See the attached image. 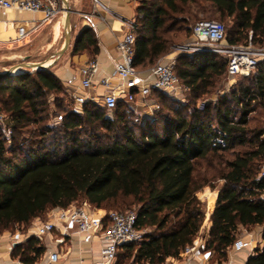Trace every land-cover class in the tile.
Returning a JSON list of instances; mask_svg holds the SVG:
<instances>
[{
    "label": "trees",
    "instance_id": "1",
    "mask_svg": "<svg viewBox=\"0 0 264 264\" xmlns=\"http://www.w3.org/2000/svg\"><path fill=\"white\" fill-rule=\"evenodd\" d=\"M189 6L228 21L229 45L247 44L249 33L252 44L262 45L264 0H142L134 22L136 70L153 67L167 54L171 43L164 36L173 29L172 15ZM84 51L98 52L90 30L75 43L74 54ZM215 57L202 52L176 58L179 84L196 97L206 94L227 72V60ZM240 78L228 94L201 110L171 108L153 90L166 114L143 125L127 121L130 104L120 101L110 113L92 103L73 106L58 126L43 122L46 95L65 94L50 69L0 78V106L10 131L7 140L0 126V233L24 230L52 210L82 203L105 211V225L109 210L135 207V227L152 232L140 243L121 246L115 264H165L192 246L204 221L197 194L216 189L213 181H220L205 251L224 261L240 228L262 227L264 241V173L259 174L264 128L251 125L252 115L264 110V59ZM98 129L107 134L100 136ZM239 147L244 150L236 151ZM224 153L231 159H223ZM212 157L221 165L210 182L198 169ZM44 251L40 240L30 237L12 248L11 257L34 264ZM247 264H264V248L255 250Z\"/></svg>",
    "mask_w": 264,
    "mask_h": 264
},
{
    "label": "crops",
    "instance_id": "2",
    "mask_svg": "<svg viewBox=\"0 0 264 264\" xmlns=\"http://www.w3.org/2000/svg\"><path fill=\"white\" fill-rule=\"evenodd\" d=\"M141 1L84 0L83 3L79 0L76 2L75 0L69 1L71 44L64 54V59L52 69L50 68V73L61 82L65 93L69 95L71 90L78 86V70L90 60L95 59L98 63L97 80L113 74L114 64L119 60L116 49L118 41L129 29V25L135 22ZM42 18L41 13L0 10V47L14 43L12 41L17 36L18 28L24 29L28 35V42L33 33L42 31L49 26L50 36L45 53L48 54V58H51L61 46L63 13L49 23H41ZM85 30H90L97 41L98 52L94 56L88 51L74 54L75 43ZM167 59L166 56H163L160 60ZM89 92L95 96H101L103 89L95 86ZM218 190L219 188L214 190L205 188L198 195L201 197L198 198V201L200 203L199 208L204 214V221L199 234L193 241L191 255L169 258L165 264H247L248 258L254 254L255 250L264 248V241L261 237L262 227L256 226L250 230L240 228L236 239L238 244L227 249L226 258L220 263L213 259L211 252L205 251V241L210 227L209 218L215 207ZM94 211L99 216L104 215L102 210ZM48 214L45 215V220L36 219L24 230L22 227H18L14 231L0 233V264H21L18 259L11 257L14 244L23 243L28 238L34 237L32 233L36 224L47 221L49 219ZM37 238L45 251L34 264H98L100 260L102 242L99 233L94 235L78 234L72 228L68 235L53 231ZM55 252L59 255L58 261L50 263L49 256ZM120 252L122 249L119 250Z\"/></svg>",
    "mask_w": 264,
    "mask_h": 264
},
{
    "label": "built area",
    "instance_id": "3",
    "mask_svg": "<svg viewBox=\"0 0 264 264\" xmlns=\"http://www.w3.org/2000/svg\"><path fill=\"white\" fill-rule=\"evenodd\" d=\"M96 1V0H94ZM0 10H14L30 13H41V23H49L62 13L60 0H0ZM226 30L222 23L202 20L192 28V38L198 52L226 53L227 76L230 78L245 77L252 73L256 63L264 59V40L257 50L251 49V33L248 36L246 47L229 46L226 49L217 48L225 41ZM28 35L23 28H18L14 43H26ZM135 32L134 22L118 41L117 53L119 60L114 64L111 76L97 80L98 63L95 59L86 62L78 70L79 84L69 94L73 106L80 108L86 103L95 104L106 112H112L120 101L133 104L136 101H145L152 91L167 94L179 100L186 92L178 81L174 72V60H160L146 71L136 70L134 67ZM95 86L103 89L101 96L90 94ZM4 125V118L0 114V126ZM9 135L10 131L6 129ZM49 219L36 224L32 233L34 237H41L58 231L68 235L70 229L78 234H100L102 247L98 264H114L121 246L131 243H140L144 240L143 230L135 227L136 214L133 211L109 212V223L104 224V216L97 215L92 209L83 206H70L66 209H55L49 212ZM238 244L237 241L233 246ZM192 246L180 252V255H191ZM58 253L49 256L50 263L58 261Z\"/></svg>",
    "mask_w": 264,
    "mask_h": 264
},
{
    "label": "rangeland",
    "instance_id": "4",
    "mask_svg": "<svg viewBox=\"0 0 264 264\" xmlns=\"http://www.w3.org/2000/svg\"><path fill=\"white\" fill-rule=\"evenodd\" d=\"M68 3L70 0H67ZM77 0H75L76 2ZM80 2H84V0H79ZM202 20H209V21H216L220 22L224 25L226 30V38L229 35V30L231 27V24L228 21H221L218 19V17L210 10H203L201 8H198L196 6H189L185 9L182 13H176L172 15V22L169 24L172 25L173 29L169 34H166L164 38L170 41L171 47L167 54L165 56L168 59L174 60L175 66H176V58L178 57H187L192 58L196 54L202 53L198 52V48L196 47V43L192 38V28L195 25V23L202 21ZM62 32V31H61ZM73 34V33H72ZM50 36V29L49 26L46 29H43L42 31H37L33 33L30 37L27 43H12L11 45H6L3 47H0V72H3L4 70H7L8 68L20 64L24 61L31 62V63H39V62H45L47 61L48 54L45 53L46 45L49 41ZM63 44V35L61 33L60 38V45ZM60 46V47H61ZM227 39H225L224 42L221 43L217 48L219 49H226L229 47ZM237 46L240 47H246V44L242 41ZM58 47V45H57ZM260 45L251 44V49L257 50L259 49ZM212 55L216 56V60H227L226 53H211ZM64 59V56L57 62V64ZM56 64V65H57ZM55 65V66H56ZM53 68V67H52ZM51 68V69H52ZM244 78H230L227 76V73L219 78H216L213 86L207 91L206 94H203L199 97H196L194 94H191L190 92L186 91L181 94L179 100L173 99V97L163 94L166 97V103L168 106H171V108H177V109H183L187 108L189 110L191 109H197L201 110L203 107L209 103H215L220 97L228 94L234 86L240 82L243 81ZM184 88V87H183ZM172 100L175 103V105L172 104ZM130 108L131 114L127 117V121H129L131 124H137V125H143L148 120H154L158 114H166V110L162 107L160 102L154 95L150 96L145 101H136L133 104L128 105ZM73 108V102L70 98V96L65 94H47L45 97V114L43 118V122L47 125L51 126H58L60 124V117L63 116V112L67 110H71ZM163 108V109H162ZM257 112H260L259 114H254L252 117L254 118L251 125L259 124L261 128H264V110L259 109ZM0 114L4 118V125L1 127L2 132L5 134L7 140L9 138V135L7 134L5 128L6 125L9 122L7 120V115L3 111V109L0 106ZM108 118H112V115L109 114ZM97 133L102 136L105 133V131L98 129ZM9 143V142H8ZM7 143V144H8ZM236 151H243L244 148H236ZM223 159L229 160L231 159L230 153H224L222 155ZM209 165L206 166V163H201V166L198 169V172L200 175H206V177L211 181L214 180L216 177V172L219 169V166L221 165L220 159H217V157H212L207 162ZM221 168V167H220ZM204 170H206V173H204ZM264 173V162L260 166V172L259 174ZM212 176H214L212 178ZM214 182V183H213ZM213 186H220V181H213ZM211 183V184H212ZM205 189V188H204ZM204 189L201 191L203 192ZM200 192V193H201ZM197 199L201 198L198 197ZM199 200V199H198ZM200 205V203H199ZM83 207H88L85 203H82ZM89 208V207H88ZM93 211L96 209H92ZM110 212H118V211H134L135 207H124L120 210L117 209H111ZM96 212V211H94ZM104 211V215H105ZM103 215V216H104ZM46 216H43L41 219L45 220ZM144 237L146 234H149L152 232L151 229H145L143 230ZM123 252V251H122ZM121 254V252L119 253ZM117 261V260H116ZM115 261V262H116ZM126 264H131V260L127 261Z\"/></svg>",
    "mask_w": 264,
    "mask_h": 264
},
{
    "label": "water",
    "instance_id": "5",
    "mask_svg": "<svg viewBox=\"0 0 264 264\" xmlns=\"http://www.w3.org/2000/svg\"><path fill=\"white\" fill-rule=\"evenodd\" d=\"M63 13V44L60 49L47 61L39 63L22 62L20 64L14 65L3 72H0V78H8L12 76H17L24 73H30L33 71H42L52 68L57 64V62L64 56L71 44V22H70V6L67 0H60ZM16 244H14L15 246Z\"/></svg>",
    "mask_w": 264,
    "mask_h": 264
}]
</instances>
